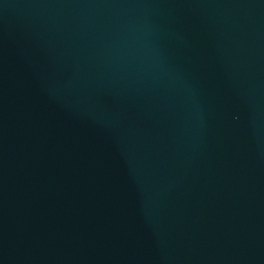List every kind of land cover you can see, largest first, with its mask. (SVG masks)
I'll return each instance as SVG.
<instances>
[{
    "label": "water",
    "instance_id": "obj_1",
    "mask_svg": "<svg viewBox=\"0 0 264 264\" xmlns=\"http://www.w3.org/2000/svg\"><path fill=\"white\" fill-rule=\"evenodd\" d=\"M0 264H264V0H0Z\"/></svg>",
    "mask_w": 264,
    "mask_h": 264
}]
</instances>
